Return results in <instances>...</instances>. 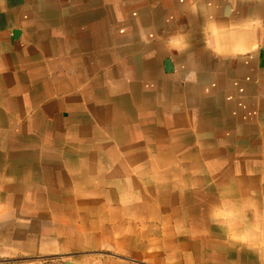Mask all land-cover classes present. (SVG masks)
<instances>
[{
    "label": "crops",
    "instance_id": "0c3cea01",
    "mask_svg": "<svg viewBox=\"0 0 264 264\" xmlns=\"http://www.w3.org/2000/svg\"><path fill=\"white\" fill-rule=\"evenodd\" d=\"M0 264H264V0H0Z\"/></svg>",
    "mask_w": 264,
    "mask_h": 264
},
{
    "label": "water",
    "instance_id": "95a60500",
    "mask_svg": "<svg viewBox=\"0 0 264 264\" xmlns=\"http://www.w3.org/2000/svg\"><path fill=\"white\" fill-rule=\"evenodd\" d=\"M15 35L17 36V34H15ZM167 69H171L172 70V66H171V63L170 62L167 63Z\"/></svg>",
    "mask_w": 264,
    "mask_h": 264
}]
</instances>
